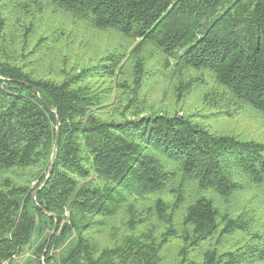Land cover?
I'll list each match as a JSON object with an SVG mask.
<instances>
[{
  "label": "trees",
  "instance_id": "obj_1",
  "mask_svg": "<svg viewBox=\"0 0 264 264\" xmlns=\"http://www.w3.org/2000/svg\"><path fill=\"white\" fill-rule=\"evenodd\" d=\"M9 2L0 264H18L34 234L21 264H264V137L140 97L151 48L175 103L198 91L264 116V0Z\"/></svg>",
  "mask_w": 264,
  "mask_h": 264
},
{
  "label": "rangeland",
  "instance_id": "obj_2",
  "mask_svg": "<svg viewBox=\"0 0 264 264\" xmlns=\"http://www.w3.org/2000/svg\"><path fill=\"white\" fill-rule=\"evenodd\" d=\"M10 2H15L11 5L16 4V0H10ZM56 20L57 19H54L53 23H55ZM89 37L90 34L88 35V38ZM94 41L99 45L111 42L107 35L96 36ZM150 49L151 48H148L147 52L143 53V56L145 54L147 58L145 69L149 74L148 78L143 81L140 93V97L145 96L150 105L157 109L164 107L173 108V106L176 105V109H178L179 106L181 113L186 112L188 115L193 114L196 119L203 120L204 124H208L209 126L218 129V131L237 133L239 135L255 138L264 137V116L253 111L251 114L233 110V108H228L222 101L215 102L208 97L203 99V94L201 95L198 91L188 95L185 103H175L173 86L174 83H176V79L170 72V69H167L166 71L162 70V57L157 54L158 52ZM87 55L88 53L86 52L85 56ZM130 58L133 60L132 57ZM126 69V74L129 75L132 73V69L129 65ZM130 86L131 82L127 87L118 88L121 97L129 95L131 90ZM246 197L247 195L244 196V198ZM247 201H249V199ZM46 231H48V229L44 231V234ZM42 241L43 238L39 240L38 236L34 234L31 240V246L26 248L20 256L14 257L15 262L21 264L25 259L29 258L32 255L33 249H35ZM57 252L58 251H56V253Z\"/></svg>",
  "mask_w": 264,
  "mask_h": 264
},
{
  "label": "water",
  "instance_id": "obj_3",
  "mask_svg": "<svg viewBox=\"0 0 264 264\" xmlns=\"http://www.w3.org/2000/svg\"><path fill=\"white\" fill-rule=\"evenodd\" d=\"M58 135H59V118L58 117H56V136H55V146H54V149H56V145H57V140H58ZM50 170H51V167L48 169V174L50 173ZM47 178H48V175L46 176V179H45V181H44V184L47 182ZM43 184V185H44ZM40 188H38L36 191H34L33 193H32V199L35 201V196H36V193L38 192V190H39ZM56 226H57V220L55 219V221H54V226H53V229H52V231H51V235H50V238H51V236H52V234L55 232V230H56ZM50 238H49V240H50Z\"/></svg>",
  "mask_w": 264,
  "mask_h": 264
}]
</instances>
